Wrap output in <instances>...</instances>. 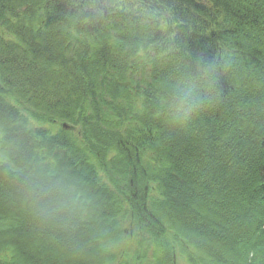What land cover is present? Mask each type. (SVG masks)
Segmentation results:
<instances>
[{"label": "trees", "instance_id": "16d2710c", "mask_svg": "<svg viewBox=\"0 0 264 264\" xmlns=\"http://www.w3.org/2000/svg\"><path fill=\"white\" fill-rule=\"evenodd\" d=\"M31 5L36 13L30 17L33 18V21L30 20V27L20 26L22 31H26V28L30 31L31 37L28 41L34 43L33 54L29 57V53L26 55L24 52L23 56L24 60L32 59L30 65H24L25 62L21 60L17 63L15 57L11 60L0 47V84L6 89H11L10 92L15 97L14 107L17 108L8 106L7 111L0 103V144L1 147L5 143L10 145L4 147L10 163L0 164V264H62L44 249L47 244L56 243L57 246L66 245L73 248L82 247V243L84 246L90 244V250L93 252L97 250L93 248L96 238L106 242L109 235L117 237L120 227L134 226L141 233L148 234L142 232L144 230L139 224L148 228L159 214L156 210L144 206L139 210V204H146L147 199L139 200L134 193L136 187L129 183L127 174L133 171L134 166L143 165V162L149 166L152 159L156 161L153 165L160 167L164 179L152 180L153 197L148 198V201H151L148 206L154 203L159 210L158 207L165 203L163 200L170 197L168 192L171 195L175 194L176 190H181L172 201L173 205L165 209L166 212L161 209V215L170 218L164 221L168 225V232L164 234L166 237H174L183 232L177 225H182L184 229H193L194 232L196 229L200 234L193 236L191 231L189 233L186 230V238L194 242L200 254L207 252L212 255L208 259L199 256L201 260L198 263L213 262L214 259L218 260L215 258L214 249L218 247L220 240L216 235L206 237V233H203L205 227L216 224L214 220L218 218L219 213L230 217L238 215L239 219H242L244 231L256 230L263 238L254 249L255 255L252 254L250 259L242 255V260L231 263L264 264V175H261L264 168V0H0V19L14 17L15 21L19 18L29 21L26 15L32 8ZM210 16L215 18H209ZM207 17L209 19L205 20ZM232 22L239 24L235 35L239 37L238 41L225 39L226 34L224 35L221 29ZM4 25L7 33H12V39L23 40L22 33H19L21 29L13 28L10 23ZM259 28H262L263 32L258 33ZM38 30L41 36L32 32ZM47 31H50V35H45ZM219 33L223 36L218 37ZM250 34H254L255 38ZM29 42L25 41L23 44ZM232 43L233 46L229 45ZM148 45L155 50L153 56L161 60L160 65L173 64L177 68V73L170 68L173 74L167 75L164 71H157L160 67L157 62L158 67L155 66L153 72L147 74L149 81H157L155 82L158 84L159 94L156 93V85L153 88L145 86L148 81L140 76L146 67L142 68L139 63L132 64L130 59L136 58L141 62L142 56L138 51H144L145 58L146 55L149 56L151 51ZM125 47L129 53L124 57ZM228 51L239 53L243 60L240 69H236L238 65L234 67L237 70L235 75L228 73L221 63L220 66L214 63V58ZM47 56L52 57L48 64L49 69L54 68L53 73L48 72V67L42 64L41 59H47ZM119 57H123L121 60L125 58L129 62L128 66L117 62ZM183 64H186V70L183 69ZM63 68L70 70V75L60 70ZM202 68L213 70L212 85L203 90L207 91V95H201L205 99L202 98L203 106L199 109V116L193 113L199 121L189 116L187 123L181 128L182 135L189 140L186 144L190 143L192 147L183 144V140L180 143L182 147H176L172 144V136L167 133L171 127H162L156 123L157 118L164 120L169 117L167 99L173 87L171 83L165 86L164 82L166 79H172L173 82L179 83L178 79L195 76ZM178 70L181 73H178ZM103 71L105 74H102ZM58 74L68 79L71 86L58 88V91L49 97L43 90V83L47 82L46 76L43 75L50 78V75ZM28 78H35L36 81L38 78L43 79V87L25 85L24 82ZM163 85L169 91L165 93L167 97L160 94L163 92L161 89L165 88ZM240 86H243L242 89ZM246 87L252 90H245ZM221 88H227L223 95ZM51 89H55L53 85ZM87 94L94 97L92 105H96L98 109L93 105L96 111L92 109L82 113L80 108L76 107L79 99ZM131 94L144 99L143 104L137 101L139 103L135 105V109L131 103L128 110L124 109L125 112L123 110L120 113L118 103L128 102L129 97L133 98ZM158 95L164 100L161 105L157 101ZM62 96L64 100L60 98ZM244 96L253 103L243 102L247 99ZM212 99L224 101L225 108L231 109L233 116L227 118L229 116L220 111L217 123H207L205 120L208 117L204 113L207 103ZM131 100L129 102H132ZM108 102L115 103L118 109L113 112V103ZM81 103L85 104L86 101L82 99ZM137 107H140L139 111H136ZM107 108L109 110H106ZM245 109H248L247 119L257 123V129L254 124L255 128H251L244 117L240 120L235 117L237 122L233 120L234 115L242 116L241 111ZM18 112L22 114V120L18 119ZM108 113L114 117L108 119ZM3 116L8 118L7 122ZM30 118L52 124L54 119L77 124L80 126L81 141L77 143L75 138H72L73 135L64 130L50 129L51 133L47 136L44 129L34 128L27 123ZM92 120L94 125H90ZM133 126L134 128H131ZM219 127L222 133L217 132ZM185 128L189 129L185 131ZM215 128L217 130L213 133ZM196 132L198 136L212 134L210 141H199ZM191 136L195 138L191 139ZM175 139L177 140L176 137ZM85 140L97 147V152L90 150ZM241 142L253 143L249 144L250 147L247 146V154ZM70 143L74 146L71 147ZM221 143H224L223 147L219 146ZM199 147H206L203 151H209L207 154H223L220 156V163L225 164V169L219 166L218 173L208 172L210 168L216 169L214 163L217 161H211L210 156L206 157V161L205 157H202L204 153H199ZM181 148L185 150L182 151ZM238 149L243 150L240 164L233 160L232 166L226 168L231 165L229 160L233 159L234 152H238ZM105 154L107 156H104ZM82 157L87 161L89 159V162L86 163ZM74 158L81 159V163L75 165L72 162ZM181 160L192 162L193 164L189 163L191 168L178 166L177 163ZM97 161L104 162V172L100 173V169L94 166ZM202 162L210 164L201 166ZM39 164L51 171L57 166L70 168L71 171L64 175V185L69 186L72 192L63 190L56 196V192L51 190L55 187L56 180L51 177L47 178V184L40 182L46 188L39 186L38 182L37 187H34L35 183L23 174L30 168L34 176H39ZM10 166L14 170H11ZM234 166H238V170ZM75 167L78 169H72ZM197 167L208 172L203 175L205 180H201V174L194 171ZM146 168L140 166L137 169L144 176ZM83 175L92 176L89 187H83L84 182L76 179ZM178 181H184L187 186H191L190 189L186 186L180 189L181 187L175 185H178ZM223 186H226L227 191L221 188ZM22 187L26 193L21 196ZM45 190L48 193L43 197L42 192ZM86 191L88 193H85ZM19 194L21 197H18ZM85 199L88 202H85ZM241 203L243 204L239 205ZM20 209L34 211L39 217L33 220L23 218L20 216ZM124 214L128 215L124 217ZM93 217L100 218L105 225L98 226L96 222H91ZM174 217L176 223L172 221ZM37 220L40 222L38 225H30V221ZM227 220L226 218L225 222ZM186 222L195 223L183 226ZM151 232L156 234L155 231ZM180 236L183 237L182 233ZM149 237L143 235L144 240L141 242L146 243L147 240V244L151 245ZM204 242L210 247L203 245ZM41 252H49L51 256L45 260L40 255ZM65 253L66 251L61 250L59 255L65 256ZM96 255L99 256V253ZM162 255H152L151 264H168L170 254L163 257ZM82 256L88 258L87 253H82ZM89 261L91 264L94 261L96 263L94 259Z\"/></svg>", "mask_w": 264, "mask_h": 264}, {"label": "rangeland", "instance_id": "374dc122", "mask_svg": "<svg viewBox=\"0 0 264 264\" xmlns=\"http://www.w3.org/2000/svg\"><path fill=\"white\" fill-rule=\"evenodd\" d=\"M31 7L32 8H30L28 10L29 13L26 15L29 18V21L22 20L20 18L15 21L14 17L8 18L7 16H6L7 18H5V19H0V47L4 49V51H3L4 54L5 55L8 54L9 55L8 57L11 60H13V58L15 57V60H16L17 63H20V60H21V61H23V63L25 62L24 65H26L27 63L30 65V63L32 61L31 58H29L28 60H24L23 59L24 57L22 55V54H24V49L23 48H25L26 45H27V43H25L26 45L23 44V43L25 42L27 37H26L25 34H22L23 35V37H22L23 40L20 41V40L12 39L13 37L11 38V36H10V34L12 35V33H7V29H6L4 24L5 23H8V24L10 23L13 28H17L18 30L21 29L20 26H22V27L27 26V28H29L30 25H31V24H29V23H31L30 20L33 21V18H30V17L34 16L35 13H36V10H35L34 6L31 5ZM213 17L215 18V16H210L209 18H213ZM209 18L207 17V18H205V20H208ZM238 28H239V24L238 23H233V22L228 24V25H226V26H223L221 29L224 31V35L226 34L224 36V38L225 39L226 38L227 39H232L234 41H238L239 37L235 36L237 34L236 32H237ZM22 29L20 30L19 33L23 32ZM258 31L263 32L262 28H259V30H257V32ZM250 35L253 37V39L255 38L254 34L253 35L250 34ZM257 35H259V34H257ZM220 36H223V35L221 33H219L218 37H220ZM78 38H79V36L77 37V39ZM15 41L17 43H15ZM241 41L242 40H240V42ZM13 43H15V44H13ZM233 44L234 43L229 44V45L233 46ZM21 50L23 51V53L21 52ZM127 53H129V52H128V49L125 47L124 48V52H123L124 57H125V55ZM138 53H140L141 56H142L140 58L141 62H138V63L140 64V66L142 68H143V66L146 67V68H144V70H142L143 74L140 75V76H142L143 80H145V78H146V80L148 81V82L145 83V86H150V87L153 88V87H155L154 85H156V88H157L158 87V84L156 83L157 81L156 80L149 81V76H148V75H150L153 72V69L155 67L154 66L155 61H150L149 59H147V55H146V58H145V56L143 54L144 51H143V53H142V51H138ZM59 54L62 55L61 52ZM62 57H63V55H62ZM163 57H164V55H163ZM46 58L47 59H45V57H43L41 59L42 64H43V66H45V67L47 66L48 67V70L46 69L48 72H52L53 73L54 68L50 67L51 69H49V64H48L50 62V58H52V57L49 56V58H48V56H47ZM121 58H123V57H119L117 62L128 66L129 62H127L125 60V58H124V60H121ZM242 62H243V60H242L241 55L239 53L238 54H236V53L233 54L230 51L224 52L222 55H218L217 58H214V63H217L219 66H220V63H221L223 65V67L225 66L226 70H228V73H231L233 75H235V72H237V70H235L234 67H236L238 65L236 67V69H240V66H242ZM160 64H162L161 60L159 62V65ZM36 67H37V65H36ZM160 67H162L163 71L166 72L167 75H169L168 73H170V75L173 74V73L170 72V68L172 69V71L174 73H177V71H176L177 68L173 64L172 65L164 64V65H160ZM88 69H90V68H88ZM183 69H185V70L187 69L186 64H183ZM57 70H59V69H57ZM60 70L66 71L67 74L70 72V70H67L66 68H63V69H60ZM178 73H181V72L178 70ZM46 74H48V73H46ZM102 74H105V72L103 71ZM68 75H70V74H68ZM43 76H46V80H47L46 83H43V85H45L43 90L45 91L46 94L49 95V97H52V93L57 92L58 88L59 89H63V88H69V86H71L70 85L71 83L68 82V79L63 78V76L61 74H58V76H56V75H52L51 76L50 75V78L48 77V75H43ZM48 79L50 81H48ZM186 79H188V77H186V78L184 77L183 79H178L180 81L179 83L176 82V81L173 82L174 80H172V79H166V82H164V85L168 86L171 83L172 84L171 87L175 88V87L183 84L184 82H186L187 81ZM24 84L25 85H29V86H32V85H34V86L36 85L37 86L38 83H37V81L35 79L31 80V79L28 78V79H26ZM47 84H50V86H46ZM52 85L54 86L55 89H51ZM47 87H50V88L48 89ZM140 87H144V86L140 85ZM249 89L252 90L249 87L245 88V90H249ZM139 90H140V88H139ZM161 90H163L164 93L160 92V94L164 95V97H167L168 95L165 94V93H169V91H167L166 87L164 89H161ZM139 93H141V90L139 91ZM156 93L159 94V89L158 88H157ZM63 97L64 96H62L60 98L63 99ZM131 99L132 98H130V97L128 98L129 101ZM203 99H205V98H203ZM129 101L128 102H120V103H118V105H120V106H118L120 113L124 109H126V110L129 109L128 106L131 104V102H129ZM157 101H159L160 105L163 104V102H164V100H162V98H160L159 95H158V100ZM137 108H138V110H136V111H139L140 107H137ZM198 111H199V113H198ZM198 111H196L195 114H197L199 116L201 111L200 110H198ZM124 112H125V110H124ZM191 117H193V116H191ZM166 119L167 118H165L164 120L162 119L164 121V122H162V120L157 118V122L156 123L159 124L162 127H167L168 124L166 123V121H167ZM2 121H4V120H1V122ZM37 122L39 123L40 121L37 120ZM73 125H74L73 127H69L66 130L69 132V135H73L72 138H75L74 140L77 143H80V141H81L80 126H78L77 124H73ZM90 125H94L93 120L90 123ZM38 127H40V126H38ZM42 127L48 129V124L43 125ZM50 128H51V124H50L49 130H50ZM131 128H134V126L131 127ZM188 129L185 128L184 130L186 131ZM113 132H114V129H113ZM199 135L200 136H198L197 139L199 141H202L203 143H207L208 140L210 141V138L212 136V134H208V135H205V136L203 134H199ZM98 139L100 140V137H98ZM70 144H72V143H70ZM9 146L10 145L5 143L1 147V144H0V160L1 161H6L5 163H7V164L10 163V162L7 159V154L4 151V147L7 148ZM70 146L72 147L74 145L72 144ZM204 148H206V147H201L200 148L201 151H199V153H201V154L204 153V154H202V157H205V159L207 161L208 158H206V157L210 156V160L211 161H214V160L217 161L216 163H214V165H218V166L222 167L223 169H225V164L220 163V159H222V158H220V156L222 154L218 153L216 156H214L213 154H207V152H209V151H203ZM210 150H212V149H210ZM41 156L44 157V155H41ZM104 156H107V154H105ZM152 160L153 161H151V163H149L150 164L149 166H147L148 164H146L144 162H143V165H138V167H140V166L147 167L145 169L144 176H143V174L138 172V169H137L138 167L137 166H134L133 171L129 175L127 174V180L129 181V183L132 184V186L136 187L135 188L136 190H134V193L137 195L139 200L143 201V199H145V198L147 199V203L146 204L145 203H142L143 205L139 204V206H140V207H138L139 210H141V208L144 206L145 208H148V209H151V210H156L157 213L159 214L158 217H156L150 223V225H149L150 227L144 228V227L140 226V224H139V227L142 230H144V231H142V230L141 231L142 232H146L149 235L141 233L134 226H133V228L131 226L123 227V228L120 227L119 228L120 234L117 233V237H112L111 235H109L110 237H108L106 242H102V241H100L99 239L96 238L95 244L93 245V248H95L97 250L93 251V252H91V250H90L92 248L91 247L92 245L86 244L84 246L83 243L81 244L83 249H81L82 247L73 248V247L66 246V245L65 246L59 245V246H61V247H59V246H57L56 243L53 244V245L47 244L44 247V249L48 250L52 254L53 258L59 260V262L62 263V264L63 263H68V262H70V263L72 262L71 264H91L92 262L89 261L90 259L96 260V263L94 261L93 264H98V263L99 264H120L122 262H124V264H151L152 261H153V256L151 255V252L154 251V250H158L159 254H156V255L170 254L169 260L167 262L168 264H199L198 262H200V260H201L199 258V256L204 257V259H208L209 257H211L212 255L207 253V252H205V254H203V253L200 254L201 252L199 253L197 247L194 244L190 243L189 240L187 241L186 237L180 236L177 232L176 233L178 235H174V237H173V235H171L170 238H168V237H166L164 235V234H167V232H168V229H167L168 225H166V223H164V221H167L170 218L169 219H167L166 217L164 218L161 215V212L162 211L166 212L165 209H169L170 206L173 205L172 201L175 200L174 198L177 197L176 194L180 193L181 190H176V188H175V190H176L175 194H171V195L168 192L167 195H169L170 197H168L167 200H163L165 203L163 204V206H159L158 207L159 210L156 209L157 205H154V203H152V206L151 205H150V207L148 206L149 205L148 202L149 203L151 202V201H148V198L149 197L150 198L153 197V194L151 192L153 190V186H152L153 182H152V180L156 181V179H159V180H163L164 179V175H161V169H159L160 167L158 165L157 166L153 165V163L156 162L155 159H152ZM186 161L185 160L184 161L181 160L180 163H177V165L180 166V167H184V166L188 167L190 161H187L188 163ZM3 163L4 162H1V164H3ZM186 164H188V165H186ZM211 164H213V163H211ZM30 165H32V163H30ZM32 166H35V165H32ZM201 166H203V165L201 164ZM258 166L256 168H258ZM234 167H235V169L238 170V166H234ZM260 167H262V165ZM38 168H39L38 170L41 171V172H38V173L36 172L37 174H39V176H36V175L34 176V174L30 172V170H32L30 168H29V170L27 169V171H24V174H23L24 177H26L28 180H32L35 183L34 187H37V185H36L37 183L36 182H38V183L44 182V183L47 184V181H46L47 178L51 177V178H53V180H54V178L56 180L55 187H52V189H51L52 191L56 192L55 193L56 196L58 195L59 192L62 193L63 190L65 192H67V193L72 192V189L69 186H65L64 185L65 184L64 183L65 179H64V174L63 173L66 171L65 167L63 168V167H58L57 166L54 169H52V171H51V170H47V168L41 167V165L39 164ZM256 168L255 167L253 168L254 172H255ZM10 169L14 170L11 166H10ZM198 170H200V167H197V169L194 170V171H198ZM205 173L203 175H205ZM92 176H93V174H92ZM92 176L91 175H89V176L83 175L81 177L80 176L76 177V179H78L81 182L82 181L84 182V184H82L83 187L84 186L85 187H87V186L89 187L91 185L90 181H92V179H93ZM253 176H255V175L253 174ZM193 177L195 178L196 175L193 176ZM197 178H198V176H197ZM41 180H43V181H41ZM195 180H193V181L195 182ZM154 184L156 185V182ZM186 184L187 183H185L184 181L182 183H180L178 181V185L177 184H175V185L181 187L180 189H182L183 186H184V188L186 186L187 189H190L191 186L190 185L187 186ZM39 186H42L41 183H40ZM168 186H170V185H168ZM176 186H174V187H176ZM42 187L46 188V186H42ZM211 187H214V186L211 185ZM221 188L224 191H227L226 190L227 189L226 186H223ZM221 188H219V189H221ZM213 189L214 188H211V190H213ZM216 189L219 190L218 188H216ZM21 191L23 192L21 194V196L24 193H26V190L23 187L21 188ZM215 192H213V193H215ZM42 193H43L42 196L45 197L47 195L48 191L45 190ZM85 193H88V191H86ZM21 196L19 194L18 197H21ZM87 199L90 200L89 198H87ZM168 200H171V202H169ZM83 202H84V200H83ZM85 202H88V201H86V199H85ZM18 203H20V202H18ZM242 204L243 203H241L239 205H242ZM257 204H259V203H257ZM258 208H259V206H258ZM135 209H136V206H135ZM161 209H162V211H161ZM248 209L249 208L247 207V210ZM20 210H21L20 216H22L23 218H30V219L32 218V220H33L34 218L37 219L39 217V215L37 213H35L34 211H29V210H25V209H20ZM4 211L5 210L3 209V212ZM258 211H260V209H258ZM59 212H61L60 209H59ZM176 212L177 211L174 212L175 213L174 216L177 215ZM127 215L128 214H124V217H126ZM226 218L228 219L227 222H225ZM239 218L240 217L238 215H231V217H230L229 215H225V214L219 213L218 214V218H216V219L213 218V219H215L214 221L216 222V224H213L211 227H209L210 225L205 227L203 233H206V234H204V235H206V237L210 236V235L211 236L216 235L217 239L220 240L219 241L220 243L218 242V247L216 249H214L215 258H217L218 260L214 259L213 262H209V263H206V264H232L231 263L232 261L237 262L239 259L242 260L241 259L242 255L244 257L246 255V257L247 258L249 257V259L252 257V254L255 255V250L254 249H255V247L257 245L260 244V240L263 238V236L261 235V233H258V232H256V230L254 231L253 229H250L248 231H244L243 230L244 227H243V224H242V219H239ZM176 220H177V216H176ZM90 221L94 222V223L96 222V224L98 226H104L105 225L100 220V218H98V217L97 218L93 217ZM172 221L175 222V217L173 218ZM36 222L35 221L34 222L30 221V225H36V224L38 225L40 223L38 220ZM77 222L79 223L78 220H77ZM119 225H121V224L119 223ZM215 225H217V226L215 227ZM160 227H163V228H160ZM106 228H107V226H106ZM151 231H155L156 234H153ZM209 231H210V233H209ZM77 233L75 235H77ZM143 235H145L146 237L150 236L149 237L150 240H148V241L152 242L151 245L147 244V240H146V243L141 242V240H144L143 239ZM154 235H157V236H154ZM153 242H154V245H153ZM22 243H24V242H22ZM91 244H93V242ZM147 245H149V246H147ZM56 247H58V249H56ZM179 249H184V252L181 253L179 251ZM61 250L62 251H66V253L64 254L65 256H60L59 255ZM85 250H87V251L85 252ZM49 252H48V254H46L45 252H41L40 255H42L45 260H48V258L51 256ZM82 253H87L88 258H86V257L84 258L82 256ZM96 253H99L100 261H98L99 256L96 255ZM206 255H207V258H206ZM112 256H114L113 259H112ZM254 257H256V256H254ZM256 263H257V261H256Z\"/></svg>", "mask_w": 264, "mask_h": 264}, {"label": "bare ground", "instance_id": "6f19581e", "mask_svg": "<svg viewBox=\"0 0 264 264\" xmlns=\"http://www.w3.org/2000/svg\"><path fill=\"white\" fill-rule=\"evenodd\" d=\"M35 26V25H34ZM45 29V28H44ZM33 33H35V34H40L41 32H39V30H38V32H34V31H32ZM50 31H47L46 33H45V35H50V33H49ZM22 34H25L26 35V37H27V39L25 40L26 42H29L28 41V39L31 37V34H30V31H28V29L26 28V31H23L22 32ZM21 34V35H22ZM42 34H40L39 36H41ZM42 43V42H41ZM116 44V46H117V43H115ZM26 45V44H25ZM27 47H25V48H23L24 49V52H25V54L27 55V53H29V55H27V56H31L32 54H33V50H34V43H27V45H26ZM148 47H149V49H150V57L149 56H147V58L149 59L150 58V60L151 61H155V63H154V66H156L155 68H157L158 66V63L157 62H160L159 60H158V58H154V54H155V50H153V48H151V46L150 45H148ZM147 47V48H148ZM155 49V48H154ZM23 53V52H22ZM23 56H24V54H22ZM131 59V61H132V64H136V63H138V61H137V59L136 58H134V59H132V58H130ZM139 66H140V64H138ZM163 71V69H162V67H159V69L157 70V71ZM119 75H121L122 76V74H120L119 73ZM128 78V77H127ZM35 79V78H34ZM42 80L43 79H37V85L38 86H41V87H43L42 85H41V82H42ZM223 83V82H222ZM223 84H227V83H223ZM242 87L243 86H240V88L242 89ZM41 89V88H40ZM0 90H1V92H0V103H1V105L3 104L4 106H5V109L8 111V109H9V107L8 106H11L12 108H14V109H17L16 107H14L15 105H14V102L13 101H15V97H14V95L13 94H11V89H6L4 86H2V84H0ZM203 90H205V89H203ZM202 90V94L201 95H204V94H206L207 95V91H203ZM227 90V88H221V94L223 95L224 94V91H226ZM107 93H109V92H107ZM104 95H105V91H104V93H103ZM132 95V94H131ZM106 96V95H105ZM133 96V98H132V105L134 106V108H135V105L137 104V103H139L140 102V104L142 103L143 104V100L144 99H140L139 97H134V95H132ZM247 97V96H246ZM245 96H244V98H246ZM94 97H92L91 95H89V94H87V95H83L80 99H79V101H78V105H77V107L76 108H80L79 110H81L82 111V113H86V112H89V111H91L92 109L93 110H95V109H98V107L96 106V105H94V107H95V109H94V107H93V105H92V101L94 100L93 99ZM82 99H84L85 101H86V103L85 104H83V103H81V100ZM110 101H111V99H109ZM137 101H139V102H137ZM114 102V101H113ZM113 102H108V104H110V103H113ZM224 101H222V100H215V99H212L211 101H209L208 103H207V105H206V113H204V114H206V117H208V119H206L205 121L207 122V123H210L211 121H212V123L213 124H215V123H217V120H218V113L220 112V111H223V113H226V116H229V117H227V118H230L231 116H233V114H232V111H231V109H226L225 107V104L223 103ZM243 102H249V104H252L253 103V101L252 100H248V97H247V99L245 100L244 99V101ZM81 103V104H80ZM80 104V105H79ZM113 106H114V108L112 109L113 110V112H115V110L116 109H118L117 108V105H115V103H113ZM120 106V105H119ZM231 106V105H230ZM97 107V108H96ZM249 108V107H248ZM226 109V110H225ZM106 110H109V108H107ZM96 111V110H95ZM100 112V110L99 111H97V113H99ZM241 112H243V115L242 116H235L234 115V117H233V120L235 121V122H237L238 120L235 118V117H237L239 120L240 119H242L243 117L246 119V121H248L247 123H248V125L251 127V128H255V129H257L258 127H257V123H253V122H251V120H248L247 119V112H248V109H245V110H243V111H241ZM17 115H18V119L19 120H22V118H23V116H22V114L21 113H17ZM95 115H96V113H95ZM111 116H113L114 117V115L113 114H111V113H108V119H110V117ZM192 116H193V118H194V120H197V121H199L197 118H195L196 117V115L195 114H192ZM220 116V115H219ZM191 117V116H190ZM3 118H4V120H8V118H5L4 116H3ZM97 120H98V118H97ZM100 121V120H99ZM5 122H7V121H5ZM27 123H29L30 124V126H34V128H37L38 126H40L38 129H40V130H45L46 131V135L47 136H49L50 135V133H51V131L49 130V127H50V124H51V130L52 129H54V130H64V131H67L66 129H68L69 127H73L74 125L72 124V122H68V121H65V120H58V119H54L53 120V124L52 123H50V122H47V121H43V120H41L39 123L37 122V120L36 119H29L28 121H27ZM50 123V124H49ZM46 124H48V129H46V128H42V126L43 125H46ZM255 125V127H254V125ZM182 128V127H181ZM181 128H174V127H171V129L170 130H168L167 131V133L168 134H170L172 137L171 138H173V140H172V144L174 145V146H176V147H182V145L180 144V143H182L181 141L183 140V144L185 143V145H187L186 143L187 142H189V140L186 138V137H184L183 135H182V129ZM217 128V127H216ZM215 128V130H214V132L213 133H215V131L218 129H216ZM37 129V130H38ZM197 129V128H196ZM217 132H221L222 133V129L219 127V131H217ZM192 133H193V131H192ZM198 132H196L195 134H197ZM196 136H198V134L196 135ZM175 137L177 138V140H179V141H177L176 139H175ZM195 137H192L191 136V139H194ZM86 141V144H89V141L88 140H85ZM195 141V140H194ZM244 143V144H243ZM246 142H241V145H242V148H243V150L245 151L246 149H247V146L249 145V144H252L253 145V143H247V144H245ZM176 144V145H175ZM190 144V143H189ZM187 145V146H191V145ZM223 144L224 143H221L219 146H222L223 147ZM186 147V146H185ZM192 147V146H191ZM249 147H250V145H249ZM88 148L90 149V150H93V151H95V152H97V147H94L92 144H89V146H88ZM228 147H225V149H227ZM199 149H200V147H199ZM217 149L218 150H222L220 147H217ZM181 150L183 151V150H185V148H181ZM242 149H238V152L236 151V152H234V156H233V159H228L229 160V162H230V164L231 163H233V160L235 161V162H237V163H239L240 164V161H241V151H243ZM245 153L247 154L248 152L247 151H245ZM4 154V153H3ZM95 155V154H94ZM223 155V154H222ZM80 157V156H79ZM92 159V158H91ZM5 160V159H4ZM82 160H84L86 163L87 162H89V159H88V161H87V159H84L83 157H82ZM93 161H94V159H92ZM1 162H6V161H1L0 160V164H1ZM73 163H75V165L76 164H80L81 163V159L79 160V158H74L73 159V161H72ZM90 163H91V161H90ZM203 163V166L205 165V166H208L210 163H207V162H202ZM84 165V164H83ZM94 166L96 167V168H98V169H100L99 170V172L101 173V171H103L104 172V162L103 161H97L96 162V164L94 163ZM232 166V164L230 165V166H227L226 168H229V167H231ZM78 167V166H77ZM77 167H75V168H72V169H78ZM215 168L216 169H212V168H210V169H208V172H210V173H218V171H219V169H220V167L218 166V165H215ZM102 169V170H101ZM222 169V168H221ZM68 171L70 172L71 171V169L70 168H67L66 169V171L63 173L64 175H66V173H68ZM198 172L201 174V176L202 177H200V179L201 180H205V178L203 177V174L205 173V171L203 170V169H201V170H198ZM207 172V173H208ZM261 175H264V168L262 169V172H261ZM253 217V216H252ZM195 222H193L192 224H194ZM192 224H190V222H186L183 226H185V225H192ZM177 228L181 231V230H183V232H181L182 233V235H183V237H186L187 236V233L189 232V233H191L192 232V235L193 236H195L196 234L198 235V234H200L196 229H195V231L196 232H194V230L193 229H189V228H183L182 227V225H177ZM188 232H187V231ZM201 230H202V228L199 230L200 232H201ZM191 231V232H190ZM179 232V231H178ZM181 233L179 234V235H181ZM190 241V239L189 238H187V241ZM190 243H194V242H192V241H190ZM189 243V244H190ZM203 245H205V246H208V247H210V245L208 244L207 245V243L206 242H204L203 243ZM179 251L181 252V253H183L184 252V249H179ZM155 254H159L158 253V250L156 251V250H154V251H152L151 252V255H155ZM169 255V254H168ZM163 256H165V254L164 255H162V257Z\"/></svg>", "mask_w": 264, "mask_h": 264}, {"label": "clouds", "instance_id": "9594fccd", "mask_svg": "<svg viewBox=\"0 0 264 264\" xmlns=\"http://www.w3.org/2000/svg\"><path fill=\"white\" fill-rule=\"evenodd\" d=\"M212 71L211 68H202L197 75L171 90L167 99L169 117L166 121L170 127H183L187 123V118L202 108L203 100L200 93L203 89L211 87Z\"/></svg>", "mask_w": 264, "mask_h": 264}]
</instances>
